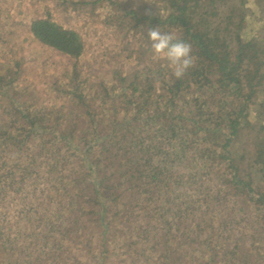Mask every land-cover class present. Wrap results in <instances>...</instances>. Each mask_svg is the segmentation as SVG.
<instances>
[{
  "label": "rangeland",
  "instance_id": "rangeland-1",
  "mask_svg": "<svg viewBox=\"0 0 264 264\" xmlns=\"http://www.w3.org/2000/svg\"><path fill=\"white\" fill-rule=\"evenodd\" d=\"M111 1L120 8L108 5L105 0H0V136L4 131L14 135L11 124L21 125L20 115L34 118L45 112L48 115L52 112L53 118H57V112L66 115L60 121L45 123L50 127L46 132L70 131L74 123L70 119L83 111L73 98V91L68 94L72 89L85 97L97 115L116 112L121 118L127 111L124 106H129L134 115L143 118L138 130L146 136L155 134L167 117L190 115L197 102L208 104L203 111L208 107L224 112L228 107L237 108L230 97L196 86L185 88L173 96L174 105L168 104L167 87L181 76L187 58V53L178 55L166 49L172 40L169 35L178 33L169 28L131 29L120 11L124 8L141 15L164 16L166 4L159 0ZM216 4L222 17L231 12L237 21L244 15L243 38L264 45V0H220ZM44 18L81 36L84 51L78 62L46 48L32 37L31 24ZM147 88L151 91L146 92ZM131 101L142 108H135ZM249 113L241 136L230 144L229 150L242 167L241 178L252 181V192L230 190L218 175L200 169L204 165L199 154L217 139H209L207 145L195 141L192 148L185 144L183 151L178 141L169 143L165 150L168 153L174 150L175 155L171 163L172 157L163 158L159 150L162 146L157 141L154 152L158 150V157L154 160L166 163L164 176L171 183V192L168 190L156 201L161 205L160 216H164L157 218L156 225L161 224L144 233L109 229L103 242L96 233L81 232L80 227L72 224L76 217L71 212L76 209L75 202L80 195L88 196L75 183L87 177L92 179L75 163L77 158L72 150L69 147L65 150L59 143L38 152L39 147L30 144L29 152L21 150L14 155L11 147L4 145L5 136L2 137L0 264H203L202 248L213 254L212 264H243V260L264 264V212L255 210L250 201L264 195L260 166L252 165L264 149V146L256 148L260 145L256 138L264 127V112L254 108ZM147 116L153 118L147 122ZM184 126L177 124L176 127L182 128L180 134L187 130ZM78 127L81 132L84 125ZM161 135L157 133L160 142ZM206 164L210 165V161ZM9 180L16 182L10 186ZM170 208L182 213L185 219L173 223L174 213L166 211ZM193 212L195 218L201 217L198 228L192 221ZM165 220L180 230V234L173 233L176 239L172 242L169 234L174 229L167 231L171 227L164 225ZM70 227L77 230L69 231ZM208 232L212 233L210 240L196 237ZM68 239L72 243H67Z\"/></svg>",
  "mask_w": 264,
  "mask_h": 264
},
{
  "label": "trees",
  "instance_id": "trees-1",
  "mask_svg": "<svg viewBox=\"0 0 264 264\" xmlns=\"http://www.w3.org/2000/svg\"><path fill=\"white\" fill-rule=\"evenodd\" d=\"M105 1L110 6L120 8L119 4L111 0ZM219 1L159 0L167 7L164 16L160 14L141 15L134 10L124 8L120 11L123 13V18L128 19L131 29L147 27L149 31H153L154 28H169L178 33L176 36L169 35L172 40L166 49L178 55L187 53V58L181 76L174 79L172 85L167 87L168 104L174 105L173 96L180 94L185 88L196 86L200 90H213L230 97L233 102L237 103V108L228 107L227 112H224V110L215 111L212 107H208L203 111L204 106L208 104L197 102V106L192 107L190 115L179 114L169 119L167 117V120L161 123L160 129L155 130V134L146 136L138 130L143 118L141 119L138 114L134 115L129 106H124L127 111L121 118L116 112L109 116L97 115V110L88 104L85 97L81 93L76 94V89H72L68 91V94L73 91L72 96L83 111L70 119L74 121L69 127L70 131L53 133L48 130L46 132L50 127L45 123L60 121L66 115L57 112V118H53L50 116L52 112L49 113L50 115L45 112L40 117L35 116L34 118H30V115H20L23 119L21 125H16L14 122L11 124L15 128L14 135L6 131L1 134L0 140L5 136L3 141L6 144L4 145L10 146L14 152L10 151L14 155L21 150L29 152L30 144L33 146L36 144L39 147L38 152L49 150L50 145L57 146L59 143H62L64 149L69 147L72 150L77 158L75 163L85 172V176L92 178L89 180L87 177L75 183L82 193L88 195L86 198L80 195L79 200L75 202V211L71 210L76 213L72 224H75L77 229L80 227L81 232L96 233L97 239L101 237L100 241L103 242L109 229L113 232L123 229V232L144 233L159 227L161 222L156 225L157 218L163 219L164 216H160L161 205H158L156 201L162 194L171 192V183L169 178L165 179L164 176L166 163L162 160H154L155 156L158 157L156 153L158 150L154 152L157 148L154 144L157 141L158 145L162 146L159 150L163 153V158L172 157L171 163L175 158L173 157L174 150L170 153L165 150L169 143L178 141L183 151L185 144L187 148H192L195 146V141L207 145L209 139H217L213 141V144L209 143L210 145L203 148L202 153L199 154V159H203L204 165L200 169L210 170L211 173L218 175L226 188L230 190H241L242 192L246 190L248 193L253 191L252 181L241 178L242 167L231 154L229 146L241 136V130L244 127L242 125L252 109L257 108L264 112V45L254 39L245 40L243 38L244 18L242 17L244 15L240 16L237 21V16L231 12L223 17L220 16L216 4ZM30 34L46 48L71 58L75 62H78L83 54L84 44L81 36L76 31L64 28L50 18L34 21L30 27ZM147 89L149 90L146 92L151 91V88ZM106 93H108L107 90ZM130 103L137 109L142 108L137 102L131 101ZM19 114L22 112L14 115ZM152 118V116H147V122ZM179 123H183L184 128L187 129L182 134H180L182 128L176 127ZM80 124L84 125V128L80 129L81 132L78 131ZM263 131L264 127L258 132L256 139L260 145H256V148L264 146ZM158 132L162 134L161 142L157 137ZM37 137H40L39 141H35ZM79 145L82 147L80 148ZM26 148L29 149L26 150ZM31 149L38 153L34 148L31 147ZM262 152L264 149L259 152L252 165L260 166V174L264 178ZM26 156L28 157L29 154ZM208 161L210 165L206 164ZM42 171L44 170L41 169ZM197 174L196 172L193 177ZM15 182L9 180V185L12 186ZM250 199L256 206L255 210L264 212V195H258L257 199ZM196 202L200 203L199 200ZM172 210L173 208H170L166 211L174 213L173 223L182 222L185 219L182 213ZM195 216L193 212L192 221H195L198 228L200 225L197 221L201 217L195 218ZM186 220L189 221L187 215ZM165 223V226H172L167 220ZM165 226L162 228L166 229ZM73 227L67 229L77 230ZM173 229L174 232L169 234L172 237L169 239L170 242L176 239L173 233L180 234L179 228L171 227L167 231L171 232ZM211 234L208 232L196 237L199 240L202 237L210 240ZM5 239L10 242L9 236ZM71 241L72 239L66 240L69 244L72 243ZM200 245L203 246L202 243ZM208 246H211V243ZM201 253L203 264H212L213 254L203 248ZM242 263L250 264L245 260Z\"/></svg>",
  "mask_w": 264,
  "mask_h": 264
}]
</instances>
